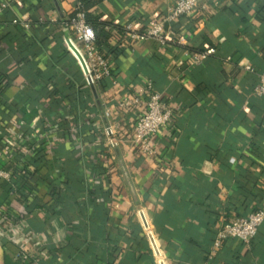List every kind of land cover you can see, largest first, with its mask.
I'll return each mask as SVG.
<instances>
[{"label":"crops","instance_id":"obj_1","mask_svg":"<svg viewBox=\"0 0 264 264\" xmlns=\"http://www.w3.org/2000/svg\"><path fill=\"white\" fill-rule=\"evenodd\" d=\"M78 1L0 0V168L13 170L23 156L21 131L59 128L38 147L40 166L36 150L26 177L0 180V264H19L22 248L27 264H156L141 210L168 264H264V224L251 244L227 240L209 256L224 224L264 208V97L254 94L264 71V0H206L203 12L165 20L167 44L134 42L116 27L146 28L176 0H102L92 11L112 25L109 43L122 52L95 86L65 42L62 21ZM18 17L31 28L14 24ZM207 47L217 53L195 62ZM148 81L175 111L152 142L154 156L133 144L139 111L120 106ZM91 181L108 197L89 198ZM67 192L80 204L58 203ZM85 234L70 254L73 235Z\"/></svg>","mask_w":264,"mask_h":264},{"label":"built area","instance_id":"obj_2","mask_svg":"<svg viewBox=\"0 0 264 264\" xmlns=\"http://www.w3.org/2000/svg\"><path fill=\"white\" fill-rule=\"evenodd\" d=\"M6 6L5 4L4 7ZM82 7V2L78 1L74 9L76 14L74 16L70 14L65 18L64 26L70 31V34L65 36V42L82 69L86 84L88 86H95L113 75L112 60L105 56L97 44L96 30L87 22ZM206 8V0H176L174 7L170 9L166 18H155L151 20L146 28H140L134 23H128L124 25L121 33L134 42L155 39L162 44H167L171 39L169 33L165 30V20L177 21L181 17L203 12ZM13 22L14 24L22 26L24 29H30L32 21L18 17ZM117 32H119L118 29ZM176 43L185 45V37L180 36ZM216 53L217 49L215 47H207L201 52L194 53L193 59L195 62L200 63ZM78 54L81 55L82 59ZM247 69L252 70L249 66ZM258 76L259 83L254 89V94L258 97H264V71L259 73ZM120 106L125 109L135 108L139 111L136 121L132 123V141L135 147L148 156L157 154L152 142L159 139L160 133L172 120L175 111L164 99V96L156 90L153 81H148L143 86L133 89L132 96L120 101ZM112 112L111 109H108L106 113L107 115H111ZM21 125L24 126L25 123L22 122ZM58 130L59 128L54 126L46 129L44 134H36L34 137L28 136L24 131H21L18 134V140L24 143V154L13 170L7 171L0 168V177L12 182L15 174L19 176L23 175L28 158L45 141L53 139L58 134ZM116 133L111 126L106 129L108 137H112ZM116 144V142H113L112 145ZM93 185L94 183L91 181L89 187ZM137 215L140 218L144 236L149 243L156 264H168L153 221L143 210L138 211ZM263 224L264 208L255 210L245 216H239L224 224L218 231L217 238L210 252V257H213L227 240L236 239L244 244H251ZM19 256L24 260L29 258L25 248H22Z\"/></svg>","mask_w":264,"mask_h":264},{"label":"trees","instance_id":"obj_3","mask_svg":"<svg viewBox=\"0 0 264 264\" xmlns=\"http://www.w3.org/2000/svg\"><path fill=\"white\" fill-rule=\"evenodd\" d=\"M79 1H81L82 4H83L82 10L84 11V13L86 15L87 22L89 24H91L96 30V33H97V44L99 45V47L101 48V50L105 54V56L110 58L111 55H120L122 50L119 47L113 46V45H111L109 43V39L111 38V36L113 34L112 31L109 29V28H111L112 25L110 23L101 21L100 17L95 15L93 13V11H92V9L94 7H96V6H98L102 2V0H79ZM75 14H76V12L74 10L71 13V15L74 16ZM65 20L66 19H64L62 21V24H64ZM123 27L124 26H118L116 28L121 33V31L123 30ZM48 79L53 82L54 78H51V77L48 76ZM2 81H4V79L1 80V82ZM72 86H75V85L71 83V85H69V88H71ZM37 151H38L36 153L37 155L35 154L36 157L33 158V164H35L36 166H40L41 162H44V160H45V154H44V152L41 149H37ZM33 156H34V153H33ZM21 158H22L21 156L17 155L15 157V160L19 161ZM28 167H29V164L26 163L25 164V169H24V172H23V175H25V177H26V174H28L27 173ZM14 176L15 177H13V181L12 182L10 181V183L15 184L19 180V178H18L19 175L15 174ZM0 180H1V177H0ZM27 180H28V178H26V180L23 182L24 183L23 186L27 190H32L31 189V185H30L29 181H27ZM88 188L89 189L91 188V190H90L91 192H90V197L89 198H92L91 196L94 195L95 196L94 199L97 200L96 198H97V196H99V194L102 195L104 198L108 197V193H106V191L104 190L102 184L101 185L100 184L99 185L94 184L93 186L88 187ZM67 189L69 191H71L70 187L68 185H67ZM56 200H57L58 203H61V204L66 203V204H68L70 206L71 205L75 206V205L80 204L79 201H77L76 198L73 196V194H69L68 192L64 196L57 197ZM77 209L81 211V206H78ZM4 212L5 211H3L2 213H4ZM245 215H248V214H244V215H241V216H245ZM86 236H87V234L78 235V236L77 235H73V237H72V245H71L72 247L70 249V254L76 255V251L78 249H80V247H82L85 239L87 238ZM253 240H252V242H253ZM55 252H57V249L53 248L51 250V253H55ZM209 256H210V252H209ZM46 262L47 261H41V264H45ZM20 263L27 264L29 262L27 260L21 259V261H19V264Z\"/></svg>","mask_w":264,"mask_h":264},{"label":"water","instance_id":"obj_4","mask_svg":"<svg viewBox=\"0 0 264 264\" xmlns=\"http://www.w3.org/2000/svg\"><path fill=\"white\" fill-rule=\"evenodd\" d=\"M78 55H79V57L82 59L81 55H80V54H78Z\"/></svg>","mask_w":264,"mask_h":264}]
</instances>
